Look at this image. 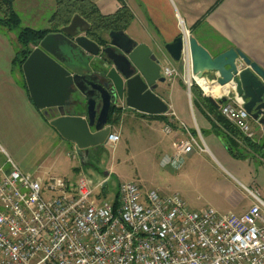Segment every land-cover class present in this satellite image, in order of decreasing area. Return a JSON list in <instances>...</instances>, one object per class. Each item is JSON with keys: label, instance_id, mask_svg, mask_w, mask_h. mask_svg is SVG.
<instances>
[{"label": "built area", "instance_id": "2783aa9c", "mask_svg": "<svg viewBox=\"0 0 264 264\" xmlns=\"http://www.w3.org/2000/svg\"><path fill=\"white\" fill-rule=\"evenodd\" d=\"M182 60L188 87L196 83L207 95L188 51ZM163 70L167 79L179 74L174 67ZM223 96L222 114L253 138L243 99L235 90L213 97ZM119 140L111 131L107 143ZM196 149L206 150L189 133L162 164L180 168ZM1 153L8 159L0 168V264H264V201L256 194L257 203L243 214L195 210L179 192L144 191L130 181L110 199L99 190L108 187L111 173L95 181L81 170L74 182L45 181L22 170L0 143Z\"/></svg>", "mask_w": 264, "mask_h": 264}, {"label": "crops", "instance_id": "0c3cea01", "mask_svg": "<svg viewBox=\"0 0 264 264\" xmlns=\"http://www.w3.org/2000/svg\"><path fill=\"white\" fill-rule=\"evenodd\" d=\"M93 1L105 15L114 14L123 5H127L134 14V19L126 30L127 34L137 43L147 44L157 55L160 56L162 53L164 66L174 67L179 72L165 83H161L156 91L169 104L168 113L155 117L158 115L141 114L129 108L126 103L121 104L124 115L129 114V109L136 111L142 117L138 119L153 131L163 129L170 135L168 144L158 145L165 149V156L174 155L176 143L189 133L205 147L203 153L208 152L212 155V158L207 160L212 170L194 167L189 173L190 185L199 192L204 191V194L194 200L195 196L185 193L184 190L177 192L195 210L212 206L223 213L247 212L258 201L254 194L264 201L263 126L250 119L254 137L248 138L242 132L244 138L235 139L236 153L240 156L230 153L222 138L214 132L213 123L207 113L194 104V94L192 90L190 94L185 80L186 62L175 61L166 50V45L182 34L193 35L213 55L230 48H239L264 69V0ZM15 8L21 17L23 28L47 29L50 28V18L56 10V0H16ZM18 35L19 29L9 31L0 27V134H27L31 130V124H34L33 120L61 136L51 125V118L33 103L24 72L17 69L14 63L20 48ZM65 52L66 55L70 54L68 49ZM83 56L90 57L78 48L73 55V62L67 63L69 68L74 72H89L90 70L84 68L80 61ZM71 113L85 116L86 104L79 105ZM110 125L112 131H115L114 124ZM168 127L171 128L170 132L166 131ZM58 146L57 157H60L62 150L67 151L69 146L66 143L63 149L61 144ZM10 149L17 154L11 146ZM197 151L199 150L196 149ZM213 159L223 167V170L217 168ZM185 160L181 168L186 170L190 168L189 162L194 160L193 153L187 155ZM79 167L77 165L75 171ZM24 171L32 172L44 179L48 175L42 174L37 168ZM201 196L206 198V203L200 202Z\"/></svg>", "mask_w": 264, "mask_h": 264}, {"label": "water", "instance_id": "95a60500", "mask_svg": "<svg viewBox=\"0 0 264 264\" xmlns=\"http://www.w3.org/2000/svg\"><path fill=\"white\" fill-rule=\"evenodd\" d=\"M90 28L86 19L75 15L60 32L49 33L23 64L33 103L75 144L82 160L89 157L91 149L106 144L112 131L110 111L118 102L150 115L170 110L156 92L167 81L162 53L159 56L147 44L137 43L124 30L111 31L108 45L101 46L87 36ZM78 48L98 59V65L87 73L74 72L67 64L73 62ZM166 50L177 62L182 61L183 51H188L194 77L235 90L249 118L264 129V69L258 63L239 48L213 55L193 35L182 34L167 44ZM207 96L219 108L227 101L226 96L219 100ZM83 103L86 115H73L71 111Z\"/></svg>", "mask_w": 264, "mask_h": 264}, {"label": "rangeland", "instance_id": "374dc122", "mask_svg": "<svg viewBox=\"0 0 264 264\" xmlns=\"http://www.w3.org/2000/svg\"><path fill=\"white\" fill-rule=\"evenodd\" d=\"M81 63L84 68L91 70L98 65V59L95 56L85 57L82 58ZM123 112L114 122V130L120 134L117 144L106 142L99 151L90 153L85 160L80 158L73 142L40 126L33 120L34 124H31V130L27 134H0V143L22 170L37 168L42 174L47 173L49 176H46L45 181L51 176H60L74 182L81 170L95 181L103 180L107 177V172L111 173L108 187L99 190L100 195L110 199L115 197L119 184L124 181L138 182L144 191L159 189L165 193H174L184 190L185 193L195 196L194 200L198 199L197 197L202 193L204 194V191L199 192L190 185L189 173L194 167L212 170V166L207 161L208 158H212V155L194 150L192 152L194 160L189 162V170L173 165H163L165 149L158 145L168 144L170 135H167L163 129L153 131L148 125L142 123L141 119H138L142 117L136 111L129 109L128 115H124ZM65 143L69 146L68 150L64 152L62 150V156L57 157L58 145L61 144L63 149ZM10 146L17 154L12 152ZM7 159L6 154H0V168L7 163ZM215 162L217 168L223 170V167L217 161ZM77 165L80 167L75 171ZM200 199V202L206 203L205 197L201 196Z\"/></svg>", "mask_w": 264, "mask_h": 264}, {"label": "trees", "instance_id": "16d2710c", "mask_svg": "<svg viewBox=\"0 0 264 264\" xmlns=\"http://www.w3.org/2000/svg\"><path fill=\"white\" fill-rule=\"evenodd\" d=\"M15 1L0 0V27L9 31L19 29L20 48L14 63L22 72L23 64L32 50L49 33L60 32L64 26L69 25L77 14L81 15L91 25L87 36L101 46L108 45V36L111 31H126L134 19V14L127 5H123L114 14L105 15L93 0H56V10L50 18V28H23L21 27V17L15 8ZM191 90L194 94V104L207 113L213 123L214 132L222 138L230 153L234 156H240L236 153L237 143L235 139L244 138L242 131L222 114L221 109L213 104L208 96H204L199 85L194 83ZM121 112L122 108L113 106L109 115V124H114Z\"/></svg>", "mask_w": 264, "mask_h": 264}, {"label": "bare ground", "instance_id": "6f19581e", "mask_svg": "<svg viewBox=\"0 0 264 264\" xmlns=\"http://www.w3.org/2000/svg\"><path fill=\"white\" fill-rule=\"evenodd\" d=\"M198 82L201 84L203 89L205 88L204 90L208 95L213 94L212 96H216L217 94L218 95L223 94L228 91L227 87H222V86H218L217 84H212L210 81H208L205 78L198 79ZM223 90H225L226 92H223Z\"/></svg>", "mask_w": 264, "mask_h": 264}, {"label": "flooded vegetation", "instance_id": "af4514ba", "mask_svg": "<svg viewBox=\"0 0 264 264\" xmlns=\"http://www.w3.org/2000/svg\"><path fill=\"white\" fill-rule=\"evenodd\" d=\"M122 103H124V102H118V104L117 105H115V107H117V108H121V104ZM103 147V146H102ZM102 147H100V148H102ZM100 148H98V149H91V153H95V152H97V151H99V149Z\"/></svg>", "mask_w": 264, "mask_h": 264}]
</instances>
